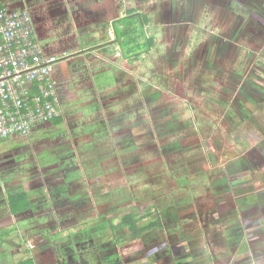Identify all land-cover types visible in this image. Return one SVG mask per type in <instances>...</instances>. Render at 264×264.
I'll return each instance as SVG.
<instances>
[{
	"label": "crops",
	"instance_id": "1",
	"mask_svg": "<svg viewBox=\"0 0 264 264\" xmlns=\"http://www.w3.org/2000/svg\"><path fill=\"white\" fill-rule=\"evenodd\" d=\"M4 2L6 8L28 10L37 42L45 52L62 58L54 70L62 123L37 125L28 138L0 141V264H109L113 255L120 261L130 258L129 264H153L139 256L142 242L111 249L106 237L109 230L89 228L96 194L101 195V202L110 201L116 195L111 180L123 179L129 185L125 171L135 174L157 161L156 149L162 142L156 134L148 136V130L154 133L155 121L141 112L157 105L159 89L171 86L137 64L132 66L128 62L132 54L124 56L114 29L122 28L124 19L135 22L141 13L149 20L145 38H151L153 44L140 58L156 52L170 75L201 76L200 97L194 105L199 108L192 114L198 127L221 116L215 91L221 93L220 87L236 90L248 78L250 63L256 59L264 62L261 47H255L264 41V33L254 26L248 30L247 23L245 37L239 35L246 12L253 3L264 7V0H23L15 5L0 0V4ZM174 12H183L184 20L177 24L188 27L176 46L167 29ZM174 59L179 71L169 61ZM262 73L256 69L253 74ZM187 127L190 133L195 129ZM148 138L153 140L151 144L146 143ZM187 140L191 145L192 140L194 145L200 140L203 148L208 138L197 134ZM16 145L26 148L18 152ZM200 150L202 158L213 157L210 164L219 162L215 148ZM21 194L27 197V209L13 213L11 199ZM68 219L75 223L64 228ZM49 220L53 228H44ZM36 235L37 239L26 243ZM17 237L22 242H16ZM95 237L101 242H95ZM63 239L67 243H60Z\"/></svg>",
	"mask_w": 264,
	"mask_h": 264
},
{
	"label": "flooded vegetation",
	"instance_id": "2",
	"mask_svg": "<svg viewBox=\"0 0 264 264\" xmlns=\"http://www.w3.org/2000/svg\"><path fill=\"white\" fill-rule=\"evenodd\" d=\"M175 12L171 14L167 28L172 33L170 40L174 46L182 41V31L188 29L187 25L181 27L177 24L183 22V12ZM245 20L244 29L239 31L242 38L246 35L247 23L248 30L254 26L264 33L263 5L253 3L251 10L246 12ZM261 26L263 28L260 29ZM255 47H261L260 54L264 58V41L257 42ZM169 61L175 66L178 60ZM191 62L196 65L197 60ZM208 63L205 61L207 66ZM184 64L190 65L186 61ZM201 68L202 64L198 70ZM186 74L169 77L172 87L159 89L155 100L157 105L144 109L145 115L150 114L155 121L154 133L152 130L146 133L148 136L156 134L162 142L156 149L157 161L152 166L155 170L143 169L131 175L125 171V180L136 188L138 194L135 192L134 196L125 192L120 201L114 200L112 204L110 201L101 202V195L96 194L93 217L97 219L95 216L106 209L110 212L111 207L113 211L109 215H117L114 216L115 220L131 213L136 217L150 218L146 223L157 221L159 224L138 242L118 244L113 236L107 240L111 249L142 242L143 251L139 256L153 264H264V162L258 156L260 153L264 158V146L257 150L250 143V132L240 130L252 122L254 131L263 133L264 124L257 123L253 113L257 111V114L264 116V86L250 73L236 90L220 87L221 93L215 91L221 110L219 120L199 123L197 127L192 114L199 108L194 105L200 97L197 92L200 90L198 83L201 76L195 74L198 79L191 80L190 75ZM259 76L264 78V70ZM254 105L255 108L252 107ZM189 125L195 126V129L191 128V133L187 127ZM197 134L208 138L203 148L200 140L195 145L193 140L192 145L187 140ZM152 142L149 138L146 141L148 144ZM177 145L180 146L179 150ZM210 147L220 155L219 162L215 164L213 157L208 158L213 162L210 164L201 156L200 149L208 150ZM198 178H203V183H206L202 190L199 189L200 184L190 188L193 181L200 180ZM132 202L138 207L144 203L152 210L137 215L139 209ZM111 219L114 218H108L107 222ZM106 226V230H109L108 224ZM109 234L112 235L111 232ZM145 238L147 242H144ZM206 244L207 248H204ZM113 256L109 264H122V261L129 264L131 261L130 258L120 261Z\"/></svg>",
	"mask_w": 264,
	"mask_h": 264
},
{
	"label": "built area",
	"instance_id": "3",
	"mask_svg": "<svg viewBox=\"0 0 264 264\" xmlns=\"http://www.w3.org/2000/svg\"><path fill=\"white\" fill-rule=\"evenodd\" d=\"M35 38L26 9L0 8V141L28 138L33 128L62 117L55 66Z\"/></svg>",
	"mask_w": 264,
	"mask_h": 264
},
{
	"label": "rangeland",
	"instance_id": "4",
	"mask_svg": "<svg viewBox=\"0 0 264 264\" xmlns=\"http://www.w3.org/2000/svg\"><path fill=\"white\" fill-rule=\"evenodd\" d=\"M10 1V3L12 4V5H15V4H18L19 3V1H23V0H9ZM25 7V6H24ZM11 10H22V9H11ZM28 11V10H27ZM135 25H138V22L137 21H135ZM139 29V28H138ZM141 30V29H140ZM148 30V28L146 27L145 28V30H143L144 32H146ZM142 31V30H141ZM141 39H143V37H141ZM138 44V43H137ZM140 44V43H139ZM142 45V44H141ZM137 47V46H136ZM138 47H139V45H138ZM148 55L149 56H147L146 58H145V55H143V57H141V58H139L138 60H136L135 61V63H132L133 65L132 66H135L136 64L139 66V67H141L142 68V70L144 71V69L147 71V72H151V76L152 77H158V79L159 80H165L164 82V84H170V80H169V77H171L172 75H170V70L168 69V65L167 64H163L162 62H164V60H163V57L161 58L160 56H159V54L158 53H156V52H151V51H149L148 52ZM261 56V55H260ZM252 63H250V65H251ZM162 66L163 67H165V68H162ZM182 66V65H181ZM245 67H246V65H244L243 66V68L245 69ZM127 68L129 69L130 68V65H128L127 66ZM256 69H259L260 71H263L264 70V66H263V59H256V60H253V64H252V67H251V69H250V73L252 74V73H254V70H256ZM180 69L178 68V66H177V64H176V67H175V70L174 71H179ZM131 73V72H130ZM131 76H132V74L129 76V78H131ZM252 76L253 77H255L256 76V79H257V82L259 83V84H261V86H264V81H263V79H262V76H259V75H256V74H252ZM191 80H197L198 78H196L195 76H191V78H190ZM169 87H172V86H169ZM166 101H168V100H166ZM180 109V108H179ZM129 110H130V108H129ZM149 110V109H148ZM158 110V109H157ZM181 111V110H180ZM179 111V112H180ZM141 113H143L144 115H145V111L143 110V112H141ZM155 113H158V114H160V112L159 111H156ZM128 114L129 113H126V115H127V117H128ZM254 116H255V119L257 120V123L258 122H261L262 124H264V116L263 115H260V114H257V111H254ZM254 127H255V125L252 123V122H249V123H247L245 126H242V128L240 129L241 130V132H244V133H247V132H250V143H252L254 146H256V148H257V150H258V148H261V146H264V129H263V133H260V132H255L254 131ZM263 128H264V125H263ZM49 141H51L52 143H53V141L51 140V139H49ZM146 141H147V139H146ZM243 141H245V140H243ZM23 146V145H22ZM16 148H19L18 149V152L19 151H23L26 147H20V145H16ZM12 149V148H11ZM259 152H261L260 150H259ZM258 156H259V158L262 160V162H264V158H263V155L262 154H258ZM110 164L112 165L111 167H113V164H114V162H110ZM109 165V164H108ZM160 165H157L156 167H159ZM110 167V166H109ZM144 169H147V168H144ZM155 170V168L154 167H152V168H149V171H154ZM52 171L53 172H55V169H54V166H53V168H52ZM115 173V172H114ZM43 174L45 175V173L43 172ZM130 174H132V173H130ZM117 178V177H116ZM113 179V178H112ZM198 179H200V180H195V181H193L192 183H191V186H190V188L195 184V186H197L198 184H200L199 185V189H201L202 190V187H203V185L204 184H206V183H203V178H198ZM110 183H111V186H112V194H116V192H118V195H114L113 196V199H109L110 200V202H111V204L112 203H114V200H117V201H120L126 194H130V193H132V195H134L135 196V192H136V194H138L137 193V191H136V188L135 187H131V186H129L123 179H120L119 180V178H117V179H115L114 181L113 180H111L110 181ZM109 183V184H110ZM96 189V188H95ZM103 189L104 190H106L105 189V186H103ZM198 189V190H199ZM126 192V194H124ZM196 192V191H195ZM97 193V191H94L93 192V195H95ZM90 194V193H89ZM89 194H88V196H87V198L89 197ZM108 196V195H107ZM80 197H82V196H80ZM96 197V196H95ZM80 200H81V198H80ZM133 203V205L134 206H136V208L137 209H139V211L137 212V215H140L141 213L142 214H146L148 211H151L152 209L150 208L149 209V207H146V206H144V203L143 204H141L139 207H138V204H135V202H132ZM103 204V203H102ZM110 206V205H109ZM106 207H108V206H106ZM107 210V209H106ZM169 210H171V212H173L172 210V208H169ZM112 211L113 210H110V212H108V211H103L102 212V215H99V216H97V219L96 218H93V224L91 225V227H89L90 229H92L94 232H97V231H99V230H106L107 229V219L108 218H110V217H113L114 219H112V220H115V217L114 216H117V215H115V214H113V215H109V213H112ZM108 212V213H107ZM150 219V218H149ZM149 219H147V218H145L144 220H143V223L144 222H146V221H148ZM119 221V218H117L116 220H115V222L117 223ZM75 223V220L74 219H68L67 221H66V225L64 226V228H66V227H68V226H70V225H72V224H74ZM51 224H52V220H49L48 221V223L47 224H44L43 225V227L44 228H53V226H51ZM74 226H76V225H74ZM76 228V227H75ZM70 229V228H69ZM74 229V228H73ZM77 231V230H76ZM86 232V231H85ZM90 234H91V232H89ZM93 233V232H92ZM117 236H122L123 234H124V231L123 230H120V231H118L117 233ZM65 235V234H64ZM45 236H47V235H45ZM81 236L82 235H80V236H78V238H81ZM84 236H88V235H84ZM35 237V238H34ZM51 237V236H50ZM106 237H112V235L111 234H109V233H106ZM37 239L38 238V235H36V236H32V238L31 237H29V238H27L26 239V243L28 242V241H31L32 239ZM45 238H47L48 239V237H44L43 239H45ZM77 238V237H76ZM84 238H86V237H84ZM147 238V237H146ZM145 238V240H144V242H147V239ZM101 238H99V237H95V242H101ZM103 240H104V238H103ZM46 241V240H45ZM16 242H22V238H20V237H17V239H16ZM42 242V241H41ZM63 242H65V243H67V239H63L60 243H63ZM32 243V242H31ZM134 245H139V243H136V244H134ZM141 245V244H140ZM133 245L131 244L130 246L128 245H126V247H132ZM199 245H196V247H198ZM204 248H207V244L206 245H204ZM133 256H135V255H133ZM136 256H137V254H136Z\"/></svg>",
	"mask_w": 264,
	"mask_h": 264
},
{
	"label": "trees",
	"instance_id": "5",
	"mask_svg": "<svg viewBox=\"0 0 264 264\" xmlns=\"http://www.w3.org/2000/svg\"><path fill=\"white\" fill-rule=\"evenodd\" d=\"M4 6H7L5 2L4 5L0 4V8H6ZM130 14H133V12H131ZM138 16L140 17L139 19L136 20L138 22V25H135V22L130 21L128 18L121 21V23L123 24L122 28L114 29L117 39H120L121 41V47L124 56H127L129 58L130 57L129 55L132 54L131 58H129L128 60V62L130 63H133L134 61L138 60L140 58L141 53L145 51L147 52L149 47H151L153 44L151 38H145V32L143 31L145 27L149 24L148 18L142 15L141 13H139ZM141 37H143V39H141ZM45 53L49 55H53L47 52ZM61 123H62V117H59L45 124L57 126V125H61ZM11 206L13 213H16L18 210L24 211L25 209H27L28 202L26 195L21 194L17 197L15 196L14 198H12ZM142 219L144 218L136 217L131 213H127L122 215L117 223L115 222V220L112 219L108 220L107 224L109 226L110 232L112 233V236L115 238V242L118 244L138 242L140 241L142 236H144L148 231L154 229L159 224L155 220L149 221L147 223L146 222L143 223ZM119 230L124 231V234L122 236H117V234L115 233V231H119Z\"/></svg>",
	"mask_w": 264,
	"mask_h": 264
}]
</instances>
